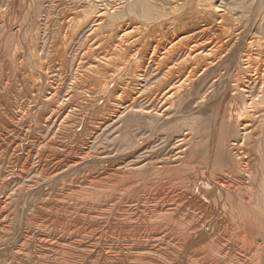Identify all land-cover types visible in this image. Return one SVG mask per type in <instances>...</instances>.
<instances>
[{"label":"rangeland","instance_id":"374dc122","mask_svg":"<svg viewBox=\"0 0 264 264\" xmlns=\"http://www.w3.org/2000/svg\"><path fill=\"white\" fill-rule=\"evenodd\" d=\"M190 1L0 0V264H264V131L251 173L226 147L249 95L264 111V0ZM175 78L174 124L113 117Z\"/></svg>","mask_w":264,"mask_h":264},{"label":"bare ground","instance_id":"6f19581e","mask_svg":"<svg viewBox=\"0 0 264 264\" xmlns=\"http://www.w3.org/2000/svg\"><path fill=\"white\" fill-rule=\"evenodd\" d=\"M189 1V4L192 3V1L188 0ZM183 2H185V0H183ZM182 2V3H183ZM184 4V3H183ZM188 4V3H187ZM142 7L139 8V13L142 15V16H145L146 18H149L150 17V13L152 12V10H148L146 8V6H144L142 3H141ZM179 9V8H178ZM223 9V8H222ZM67 10V9H66ZM198 10V9H197ZM70 11V10H69ZM193 12V10H191ZM67 12V11H66ZM189 12V10H188ZM190 12V14L192 13ZM195 13V12H194ZM193 13V14H194ZM184 14V13H183ZM262 14V13H261ZM154 15V14H153ZM181 15V14H180ZM97 16V14H96ZM95 16V17H96ZM185 16V14H184ZM188 16V15H187ZM190 16V15H189ZM177 17V16H176ZM178 19V18H177ZM175 19L172 15H171V18L167 19L166 21H169V24L173 25L174 27V32H178L182 29H185L184 26L180 24H182V19L184 18H181L179 20ZM184 22V21H183ZM160 23V22H159ZM67 25V24H66ZM154 27V26H153ZM170 27H166L165 30L169 29ZM251 28V27H250ZM201 29V28H200ZM196 30V29H195ZM127 31V30H126ZM125 30L122 32V34H126L127 35V32ZM192 31L191 30H187L186 32L182 33L183 34H189L191 33ZM121 34V33H120ZM173 36V35H171ZM179 36H176V37H167V35L165 34L162 39L160 41H158L157 43V47H159V49L161 48V50L163 51L162 54H163V60L166 61L167 65H168V68H167V73L170 74L172 73L173 69H175V66H174V63L179 61L180 59H184V58H188L189 57V54L186 53L185 51L183 50H180L179 49V42L183 39V38H180L179 39ZM208 38V37H207ZM185 40V39H184ZM208 46V45H207ZM216 47V46H215ZM202 50V49H201ZM204 51V49H203ZM203 51H200V52H203ZM139 52V51H138ZM137 52V53H138ZM188 52V50H187ZM136 53V54H137ZM214 54V52H212ZM217 53V52H215ZM193 54V53H192ZM201 55V53H198ZM218 54V53H217ZM221 54V53H219ZM224 55V54H223ZM192 56V55H190ZM194 56V55H193ZM212 56V55H211ZM215 56V55H214ZM220 56V55H218ZM222 56V55H221ZM225 56V55H224ZM210 57V56H209ZM256 57V56H255ZM190 58V57H189ZM204 58V57H203ZM212 58V57H210ZM220 58V57H219ZM218 58V59H219ZM216 59V58H215ZM158 60V59H157ZM203 60V59H202ZM214 60V59H213ZM70 61V60H69ZM180 62V61H179ZM220 64V63H219ZM213 66V65H212ZM144 68V67H143ZM149 68V67H148ZM217 68V67H216ZM222 69V68H220ZM143 70V69H142ZM193 70V69H192ZM191 70V71H192ZM197 70L198 67H197ZM144 71V70H143ZM190 71V70H189ZM213 71V70H212ZM193 72V71H192ZM262 72V71H261ZM140 73V72H139ZM144 73V72H143ZM149 73V72H148ZM188 73V72H187ZM173 74V73H172ZM195 74V73H194ZM197 76H198V73H196ZM202 74V73H201ZM200 74V75H201ZM214 74V73H213ZM239 74V73H238ZM143 75V74H142ZM141 73L138 75V78L140 77L141 79L140 80H144L146 77L145 76H142ZM160 75V74H159ZM189 75V74H187ZM212 75V74H210ZM262 75V74H261ZM171 77V75H169ZM207 76V75H206ZM219 76V75H218ZM217 76V77H218ZM221 76V75H220ZM232 76V75H231ZM242 76V75H241ZM240 76V77H241ZM145 77V78H144ZM188 80H189V76H187ZM202 77V76H201ZM239 77V75H238ZM254 77V76H253ZM185 77H183L182 79H184ZM208 78V77H207ZM258 76L255 75L254 77V80H247L244 84L245 85H250L252 84L253 82H257L258 81ZM176 79V78H175ZM181 79V78H180ZM186 79V80H187ZM225 79V78H224ZM234 79V78H232ZM171 80V79H169ZM167 82V85L165 88L161 89L157 95H156V99L158 100V103L160 104V106H154L152 105V102L150 101L148 104L145 103H141L139 105H137L136 103L139 101V90L134 92L133 94H122V95H119L117 96V103L115 105V109L114 111L112 112L113 114V117L116 118V117H119L122 113L124 112H129V113H132V112H139V113H142V115H152V116H155L156 118L155 119H158L161 120L163 119L165 122L167 123H170V124H174V123H171V122H174V112L172 111L173 110V107L175 109V105L177 103V93L179 90L182 89L183 87V83L181 84L180 80L179 79H176V81L172 80V81H169ZM188 80L186 81L188 83ZM221 81V80H220ZM229 81V80H228ZM231 81V80H230ZM229 81V82H230ZM185 82V81H184ZM185 82V83H186ZM228 82V84H229ZM242 82V81H241ZM204 83V82H203ZM202 83V84H203ZM196 84V83H195ZM194 84V86H196ZM219 84V83H218ZM235 84V83H234ZM226 85V84H225ZM229 86V85H228ZM248 86L247 87H243L242 90H245L247 88L248 90ZM199 87V86H198ZM224 87V86H223ZM225 88V87H224ZM215 89V88H214ZM218 89V88H217ZM212 90V89H211ZM226 89H224L225 91ZM230 90V89H229ZM201 91V90H200ZM209 91V90H208ZM207 91V92H208ZM199 92V91H198ZM206 92V93H207ZM234 92V91H233ZM203 93V92H202ZM222 93V92H220ZM230 93V92H229ZM215 94V93H214ZM212 94V95H214ZM219 94V93H217ZM202 95V94H201ZM225 95V94H224ZM232 95V94H231ZM237 95V94H236ZM235 95V96H236ZM154 96V95H153ZM211 96V95H210ZM216 96V95H215ZM222 96V95H221ZM203 97V96H202ZM225 97V96H224ZM228 97V96H227ZM248 97H250V99L246 100L245 102H243L240 106V108H237V111L235 113V119L234 121L232 122V124L230 125V129L235 131V135H238L239 136V140L236 142L234 141L231 137L228 138V141H227V151H228V154L229 156L234 160H242L241 163H243V166L239 169L243 172H249L250 173L255 170V167L257 166V155L258 154H255V152L253 151L252 147L253 145L255 144V141L257 140V134L256 132L257 131H264V111L261 110L260 112L256 110V106L253 102V99L251 98V95H249ZM247 97V98H248ZM153 98V97H151ZM209 98V97H208ZM229 98V97H228ZM155 99V102L157 101ZM192 99V98H191ZM220 99V98H219ZM226 98H224L222 101H225ZM213 101L216 100L215 98L212 99ZM188 101V100H187ZM220 101V100H219ZM190 103V102H189ZM212 103V102H211ZM225 103V102H224ZM157 104V103H156ZM174 105V106H173ZM220 105V104H219ZM195 106V105H194ZM201 106H204V105H201ZM211 106V105H210ZM198 107V106H197ZM222 107V106H221ZM220 107V109H221ZM239 107V106H238ZM185 108V107H184ZM111 111V110H110ZM220 111V110H219ZM222 112V111H221ZM183 113V112H182ZM219 113V112H218ZM178 114V113H177ZM181 114V113H180ZM230 114V113H229ZM234 114V113H233ZM182 116V115H181ZM45 117V116H44ZM108 117V116H106ZM179 117V116H177ZM176 118V117H175ZM109 119V118H108ZM179 119V118H178ZM219 119V118H218ZM158 121H154L151 123L150 127H158V124L157 122ZM109 122V121H108ZM218 123V122H217ZM166 124V123H165ZM161 125V124H160ZM177 125L180 126V123H177ZM178 127V126H177ZM217 127V126H216ZM100 130V129H99ZM156 130V129H155ZM157 131V130H156ZM193 131V130H191ZM233 131H229V134H232ZM187 141V133L184 131L183 134L176 138V141L172 147L173 150H181L184 146H185V143ZM245 145H250V148H249V151L243 153L241 152L240 150V147L241 146H245ZM167 150V149H166ZM171 152V150H170ZM171 154V153H170ZM176 154V152L174 153V155ZM233 157H232V156ZM172 158H174L172 156ZM238 167V165H237ZM72 169V168H71ZM74 169V168H73ZM59 176V175H58ZM214 182V181H213ZM192 183L195 185V187L197 186L199 188V190H203V192L207 191L209 188H211L209 186L208 187V182L205 180V179H200V180H194L192 181ZM196 187V188H197ZM213 189V188H212ZM171 194V193H170ZM163 195V193H162ZM204 196V195H203ZM166 199V198H165ZM142 202V201H141ZM206 211V210H205ZM218 222V221H217ZM201 239V238H200ZM99 258V257H98ZM114 261V260H113ZM143 262V261H142Z\"/></svg>","mask_w":264,"mask_h":264}]
</instances>
